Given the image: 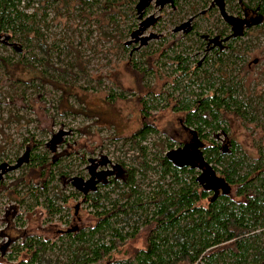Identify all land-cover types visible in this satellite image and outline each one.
Instances as JSON below:
<instances>
[{"label": "trees", "instance_id": "1", "mask_svg": "<svg viewBox=\"0 0 264 264\" xmlns=\"http://www.w3.org/2000/svg\"><path fill=\"white\" fill-rule=\"evenodd\" d=\"M181 1L173 0L169 6L171 13H181ZM210 1L213 0H200V7L197 1L187 3L191 16H200V20H208L217 28L219 15L213 16L214 12L202 14ZM225 1L229 3V10H238L237 15H241L237 4L239 2L244 9L256 12L261 22L253 31L244 33L243 36H248L247 38L233 40L227 51L210 56L209 61H204L200 67L197 66V61L191 67L187 56L175 52L181 43V36H176L172 29L166 34L168 39H165V34L152 37L164 40L160 43V55L175 63L174 72L177 71L180 75L172 84V91L179 88L181 77L188 78L183 92L189 85L194 88L190 90L193 97L182 95V90L176 95L169 92L166 96L175 98L172 111L182 113V125L189 130L192 138L196 137L202 144L198 152L203 163L210 168L208 177L220 179L227 189L205 190L196 180L197 172L191 164L178 167L173 163L166 155L173 150L172 143L166 137L152 142L155 149L148 150L146 140L151 134L158 132L151 121L150 111L154 107L153 101L159 96L156 98L151 95L146 100L135 96L142 113L140 125L129 136L120 140L121 145L127 143V148L140 156V160L134 156L131 161L137 162L141 170L133 164L126 165L119 161L121 164L117 163L115 167L117 175L121 176V185L110 177L109 181L100 184L107 187L112 184L106 190L100 191L98 186L97 189L88 188L85 194L79 192L82 202L89 203L94 223L76 230L72 226L61 232L63 234L59 239L67 245L66 264H264V154L259 151V156L253 162H248L245 154L238 152L232 141L227 152L222 153L215 137L218 131L225 133V129L220 126L223 123V111L234 112L243 121L259 124L258 104L261 103L262 96L256 100L242 96L240 99L237 95V80L234 83L231 79L224 78L223 68H237V64L241 62L238 72L242 73L243 55L248 54L253 47L248 39L264 36V0ZM136 3L137 0H0V49L8 47L12 54L9 56L0 52V87L7 86L13 90L22 84L20 97L25 95L28 87L49 96L47 85L67 92V80L74 82L77 78L88 75L80 52L71 45L70 39L63 46H60V38L57 42L48 39L44 31L48 25V11L53 13V19L62 16L69 21L75 17L85 24L79 30V45L89 44V48L98 51L95 43L98 39H103L111 41V46L117 53L124 55L127 51L124 67L142 80L151 70L141 66L142 63L132 62L131 57L133 53L139 57H147L151 51L140 50V46L130 49L127 45L129 40L124 41L126 36L137 35L139 29L151 21L146 18L140 24L141 16L146 15L150 5L148 3L141 9V15L137 12ZM158 20L154 21L153 26L157 25ZM168 21L171 25L181 22L179 19L178 23L171 19ZM200 29L205 33L208 28L202 29V25L194 20L193 27L185 33L186 39L191 40L190 35L197 36ZM93 35H96V39L91 43ZM194 40L197 43L200 38L197 36ZM203 47L200 40L196 48L202 51ZM110 48L107 51L112 50ZM186 48H182L181 52ZM53 53L57 59L61 55L68 56L65 64L53 66L50 63ZM20 68L26 73L25 78L16 76V71ZM147 87V95L153 94ZM107 96L113 98L115 95L110 93ZM66 108L72 111L71 107ZM57 141L52 135L46 146L48 148L41 152H33L42 143L32 140L31 136L23 137L17 144L18 148L26 145L22 156L16 160L17 164L24 162L25 168L40 167L37 176H46V180L39 185L28 184V193L34 203H38V198L42 197L40 204L48 215L61 210L60 206L54 204V200L61 199L65 202L67 199L66 195L57 190L59 180L63 181L67 177L58 166L59 159L55 155L50 159L47 157V153H54ZM176 148L178 147L174 149ZM163 150L166 151L162 153ZM151 161H155L154 166L150 164ZM2 166L0 164V168ZM147 171L158 173V178L151 189L143 193L138 188L135 176L139 172L141 178H144ZM24 176L30 177L28 173H22L17 178L20 184ZM165 177H170L171 180H164ZM67 179L72 184V178ZM51 182L55 184L51 186L49 196L48 184ZM120 187L122 191L118 197L111 198L110 193ZM8 234L7 230L0 232V237L8 240L1 245V253L11 243L8 260H15L23 253L16 264L51 263L46 251L52 250L54 243L49 244L40 237L26 236L21 244H16ZM139 235L143 238L141 248H130L129 251L119 249L128 239L132 240Z\"/></svg>", "mask_w": 264, "mask_h": 264}, {"label": "rangeland", "instance_id": "2", "mask_svg": "<svg viewBox=\"0 0 264 264\" xmlns=\"http://www.w3.org/2000/svg\"><path fill=\"white\" fill-rule=\"evenodd\" d=\"M189 1L192 0H182L179 3L181 7L179 14L175 13L176 11L171 13L169 5L159 9L151 1L146 15L141 16L139 20L141 25L146 18H150L151 21L138 31L137 37L144 40V44L139 48L151 51V53L147 57H139L133 53L131 60L142 63L143 67L150 68V73H146L142 80L124 67V57L127 51L124 55L119 54L111 46V41L107 42L103 39H98L95 43L96 48H99L98 51L89 48V44L79 45V30L83 29L85 24L75 17L69 21L62 16L53 19V13L47 12L48 25L44 31L48 39L55 40V42L59 38L62 39L59 41L60 46L70 39L71 45L80 52L88 75L79 77L74 82L67 80L66 84H69L67 92L47 85V89L50 90L49 96L28 87L25 95L20 97L22 84L13 90L7 86L0 87V146H2L0 164L3 165L0 168V232L7 230L8 235L14 239L16 244H21L26 236L40 237L41 240L48 241L49 244L54 243L55 247L46 251L47 257L51 260L50 264H66L68 257L65 248L67 245L65 241L61 242L59 239L63 234L61 232L72 226L73 230H76L94 223L89 203L82 202L79 193L81 190L77 191L67 178L85 179L88 169L94 168L95 172L109 173L104 176L106 180L109 181L110 177H113L121 185L122 179L117 175L118 171L115 167L117 163H120L119 161H123L126 165L133 164L139 171L141 170L137 162L131 161L134 156L140 160V156L136 151L129 150L127 143L121 145L122 141L120 140L129 136L140 125L142 113L135 96L145 100L151 95H155L156 98L159 96L153 101L154 107L150 111L151 121L158 132L151 134L145 142L149 151L155 149L151 145L152 142H158L165 137L172 143V149L179 147L184 141L189 142L191 135L182 125V113L172 111L175 98L166 96L169 92L174 95L181 90L183 92L184 86L188 84V78L181 77L180 82L178 81L179 88L172 91V84L179 79L180 75L177 71L174 72L175 63H171L160 55V43H163L164 40L160 41L157 36L152 37L156 34L159 36L165 34L166 36L173 26L177 25H171L168 21L170 19L175 23H178L177 19L188 23V20L193 17L189 3H187ZM193 1H197L196 3L200 7V0ZM195 8L197 9L196 6ZM140 13L143 14L141 11ZM216 15L215 12L213 16ZM156 20L158 23L153 26ZM194 20L202 25V29L209 26L207 21L200 20V16H196ZM201 31V29L198 30L199 33H202ZM174 34L181 36V43L175 52H179L181 56H187L189 65L192 67L193 62L203 56L201 49L196 48L200 40L195 42L194 38L197 37L195 34V36L190 35L191 40L180 35L181 31ZM168 38V36L165 37V39ZM95 39L96 35H93L90 39L91 43H94ZM127 39L130 40V37L126 36L124 41ZM248 40L251 41L253 47L248 54L243 55L242 73L238 72V67L241 64L239 62L237 68L233 66L230 69L223 68V75L224 78L231 79L234 83L237 80V95L240 99L250 97L256 100L262 96V101L258 104L260 121L259 124L246 122L234 112L223 111L221 112L223 123L220 126L225 129V133L222 134L218 131L216 141L219 142L222 139L225 144L227 140L225 138H228L236 145L235 148L239 150L238 152L245 154L248 162H253L259 156V151L264 154V36L260 35ZM135 46H137L136 43ZM184 47L187 48L181 52ZM107 48L112 50L107 51ZM0 52L12 56L8 47L0 49ZM254 58H257V61L247 67L246 62L252 61ZM67 59L68 56L65 55H61L57 59L53 53L50 63L53 66L64 65ZM20 70L22 69L20 68ZM20 70L16 71V76L25 78L26 73L23 70L20 72ZM0 73H2L1 70ZM213 74L216 73L213 72ZM146 85L149 86V90L153 94L147 95L148 87ZM193 89L189 85L187 89H184L185 92L182 95L193 97V93L190 91ZM110 93L115 96L113 98L107 96ZM66 106L71 107L72 111L68 110ZM52 135L58 139V143L54 145V153H47V157L50 159L55 155V158L59 159L58 166L67 177H64L63 181L59 180L57 190L60 191H58L60 194L66 195L67 199L65 202L61 199L54 200V204L60 206L61 210L53 215H48L47 210L40 204L42 197L38 198V203H34L28 193V184L39 185L46 180V176H37L40 167L25 168L24 162L17 164L16 160L22 156L24 146H26L23 145L20 148L17 146L23 137L31 136L32 140L42 143L37 150L33 151L41 152L48 148L46 146ZM229 147L230 145H226V149ZM156 149L158 148L156 147ZM165 151L163 150L162 153ZM150 164L154 166L155 161H151ZM25 172L30 177L24 176L23 182L20 180V184L17 178ZM195 172L197 171L195 170ZM157 178L158 173L153 171H147L144 178H141L139 172L135 176L138 188L143 193L151 189ZM164 180L171 179L165 177ZM53 184L55 183L48 184L49 196ZM111 185L109 184L108 187L99 185L98 190H106ZM80 187L83 186L80 185ZM121 187L110 193L111 198L118 197L122 191ZM230 194L232 193L230 192ZM17 218L20 219L17 220ZM127 228L129 229V226ZM142 240L141 235L132 240L128 239L119 249L129 251L130 248H141ZM7 241L6 237H0V249L1 245ZM10 247L11 243L6 245L3 253L0 250V264H16L23 256L21 253L15 260H8L7 254L11 250Z\"/></svg>", "mask_w": 264, "mask_h": 264}, {"label": "flooded vegetation", "instance_id": "3", "mask_svg": "<svg viewBox=\"0 0 264 264\" xmlns=\"http://www.w3.org/2000/svg\"><path fill=\"white\" fill-rule=\"evenodd\" d=\"M173 2V0H171V3ZM171 3H167L166 5L171 6ZM233 5V3H231ZM238 7H240L241 11V15H237L238 10H229L228 6L229 3L226 2L225 0H213L209 2V5L206 7L205 10H203V13H207V12H216L218 16V27L215 28L214 26H212V23L208 20L209 26L208 29L205 33H199L197 34V36L200 38V40L203 42V49H202V54L203 56L197 60V66L200 67L201 63H203L204 61L208 62L210 59V56H217L218 54L227 51V48L229 47V44L233 41L236 40L238 38H247L248 36H243L244 33H249L250 31H253L254 29H256L259 25L260 18L258 16H256V12L251 11L249 9H244L243 6L238 2ZM165 6V5H163ZM162 7H158L159 9L163 8ZM234 6V5H233ZM233 8V7H232ZM196 16H193L190 20H188L187 22H180L178 25L174 26L172 28V32H178L181 31L182 36H185L186 32L189 31V29H191L193 27V19H195ZM211 20V19H210ZM180 28L178 30H175V28ZM138 35H135L133 37H130V43L127 44L130 49H137L139 46L143 45L144 40L142 38H138ZM135 43L137 44V46H135ZM207 57V60H206ZM257 61V58H254L252 61H248L246 62V66L249 67L251 66L252 63H255ZM184 127V126H183ZM184 129L186 131H189L188 129H186L184 127ZM190 134V132H188ZM222 133V132H221ZM223 134V133H222ZM217 138V136H215ZM194 138L190 137L189 142L184 141L183 145H188L187 146V153H185V155L183 157H181V162L184 163H189L192 164L193 167L196 171H197V177L198 176H202L201 181H198L199 184H203L204 189L205 190H217L218 186L215 183H211L210 178L208 177V175L210 173L207 172V168L204 167L200 161V156L197 157V155H199L198 150L201 149L202 144L199 142V140L196 139L195 137V142L194 140H192ZM225 141L226 145H229L230 140H228V138ZM222 141V142H221ZM220 143V149L223 150V140L221 139L219 141ZM198 144V147L197 145ZM201 144V145H200ZM182 145V146H183ZM192 152L194 153V156L192 154ZM225 152H227V149H225ZM98 172H95L94 168H89L88 172H87V178L85 179H81V182H86L87 180L93 181V189H97V187L101 184V183H105L107 180L104 177L106 174L109 173H100L101 176H98ZM99 177V181L95 182V180H97V178ZM196 180H199V178ZM80 185H82L83 187L80 188H84V185L81 183ZM89 186V185H88ZM89 188V187H88ZM88 191V189H87ZM81 192L83 194L86 193L83 192L81 190Z\"/></svg>", "mask_w": 264, "mask_h": 264}, {"label": "water", "instance_id": "4", "mask_svg": "<svg viewBox=\"0 0 264 264\" xmlns=\"http://www.w3.org/2000/svg\"><path fill=\"white\" fill-rule=\"evenodd\" d=\"M153 2V4L155 5V6H158V7H162L163 5H166L167 3H171V0H137V3H136V9H137V12H140L141 11V9L142 8H144L148 3H150V2ZM178 29H180V28H175V30H178ZM130 43V41H127V44H129ZM194 139H195V137H193ZM194 139H192V140H194ZM196 140V139H195ZM194 140V141H195ZM195 142H197V141H195ZM197 145V147H198V144H196ZM201 145V144H200ZM187 146L188 145H183V146H181V147H178V148H176V149H173V150H171V151H169L166 155L169 157V159L173 162V163H175L178 167H180L181 165H187V164H189V163H186V162H184V163H182L181 162V157H183L184 155H185V153H187ZM223 150H222V153H224L225 152V149H226V144H224L223 145ZM192 154H193V156H194V153L192 152ZM198 156H200V155H197V157ZM200 158V161H201V163H202V165L204 166V167H206L207 168V172L208 173H210V168L207 166V165H205L204 163H203V161H202V159H201V157H199ZM192 165V164H191ZM193 166V165H192ZM98 176L100 177L101 176V174L99 173L98 174ZM99 177L97 178V180H95V182H98L99 181ZM199 178V180H197V181H201V178H202V176H198L197 177V179ZM210 180H212L211 182L212 183H215L217 186H218V188H221L222 190H225V189H227V187L220 181V179H217V178H215V177H212V179H210ZM83 184L84 185V188H80V184ZM93 181H90V180H87L86 182H81V179L80 178H76V177H74V178H72V184H73V186L76 188V189H78V190H82L83 192H85V191H87V189H88V187L90 188V189H93L92 188V186H93ZM201 184V183H200ZM89 185V186H88ZM202 186H203V184H201ZM203 188H204V186H203Z\"/></svg>", "mask_w": 264, "mask_h": 264}]
</instances>
